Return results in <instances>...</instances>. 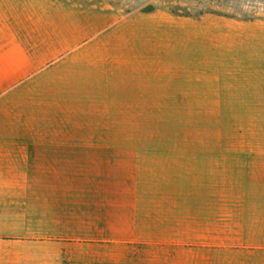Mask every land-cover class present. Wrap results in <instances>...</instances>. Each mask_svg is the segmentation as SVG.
Segmentation results:
<instances>
[{
  "label": "crops",
  "instance_id": "0c3cea01",
  "mask_svg": "<svg viewBox=\"0 0 264 264\" xmlns=\"http://www.w3.org/2000/svg\"><path fill=\"white\" fill-rule=\"evenodd\" d=\"M68 6L0 0V239L24 248L0 264H60L74 240L192 246L202 231L224 246L225 145L148 141L159 82L128 80L101 48L76 54ZM236 256L211 258L264 264Z\"/></svg>",
  "mask_w": 264,
  "mask_h": 264
},
{
  "label": "rangeland",
  "instance_id": "374dc122",
  "mask_svg": "<svg viewBox=\"0 0 264 264\" xmlns=\"http://www.w3.org/2000/svg\"><path fill=\"white\" fill-rule=\"evenodd\" d=\"M65 3L66 19L67 5H76V54L101 48L128 80L159 82L160 101L145 119L148 141L225 145L218 205L224 236L215 238L225 244L199 245L211 238L202 231L182 237L192 246L74 240L60 264H238L211 256L231 252L251 262L250 256L264 255V0ZM210 199L203 219L211 220L216 199ZM4 242L0 257L24 250Z\"/></svg>",
  "mask_w": 264,
  "mask_h": 264
}]
</instances>
